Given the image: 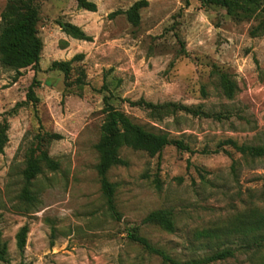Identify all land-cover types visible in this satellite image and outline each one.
<instances>
[{
	"label": "rangeland",
	"instance_id": "374dc122",
	"mask_svg": "<svg viewBox=\"0 0 264 264\" xmlns=\"http://www.w3.org/2000/svg\"><path fill=\"white\" fill-rule=\"evenodd\" d=\"M89 1L96 12L74 0H39V66L16 72L0 64V126H9L0 155V232L8 263L0 264H164L130 239L135 230L182 264H264V246L244 242L253 234L252 215L264 213V158L225 145L264 148V14L238 20L198 0H148L133 25L126 12L141 0ZM6 4L0 0V22ZM64 24L79 27L91 42L71 38ZM78 55L83 61L73 64L68 80L52 70L54 62ZM81 70L86 80L79 88ZM223 75L235 86L232 99L220 86ZM105 99L134 124L192 151L167 147L151 157L123 149L128 165L108 174L119 222L97 172ZM139 101L230 117L173 112L154 120L134 106ZM40 127L62 137L46 145L58 170L44 168L27 184L23 173ZM26 190L31 203L22 198ZM158 211L173 212V233L145 223ZM24 226L29 234L21 252L16 236ZM224 251L232 255L207 263Z\"/></svg>",
	"mask_w": 264,
	"mask_h": 264
},
{
	"label": "trees",
	"instance_id": "16d2710c",
	"mask_svg": "<svg viewBox=\"0 0 264 264\" xmlns=\"http://www.w3.org/2000/svg\"><path fill=\"white\" fill-rule=\"evenodd\" d=\"M81 9L89 12H96L97 6L89 0H74ZM199 2L224 8L228 15L235 19H251L259 18L264 14V4L262 0H198ZM148 7V0L137 2L126 15L133 25L140 23V11ZM39 0H7L6 7L1 14L0 22V64L7 69L20 72L29 68H37L41 61L43 52V42L39 37ZM63 32L75 40L91 42L79 27L72 24H64L61 26ZM84 56L78 55L71 61L54 62L52 70L62 72L68 80L74 72L73 64L83 61ZM79 78L77 86L82 88L85 85L86 73L84 70L78 71ZM220 86L224 95L228 99H232L235 93V86L225 75L221 77ZM33 88L29 91V96H33ZM106 120L101 127L99 142L95 149L99 156V164L97 167L103 195L106 199L108 210L112 219L120 221L121 217L117 211L115 203V188L109 182V172L119 166H127L128 163L121 157L123 149H130L137 152L147 153L151 157H161L163 151L167 147H175L182 152L192 153L190 147L183 141L172 140L167 134L155 133L147 130L145 127L134 124L124 113L116 111L105 99ZM134 106L149 111L150 116L154 120H162L164 117L173 112H185L195 117L222 120L229 118L227 114L212 115L202 110V107L189 108L182 105L165 104L154 105L145 101H139ZM9 126L7 122L0 126V155L4 153V149L9 142L8 138ZM62 137L58 134H51L40 131L35 137V145L30 150L27 158V167L23 173V177L27 184H31L43 169L57 171L58 164L50 157L46 145H50L53 141H59ZM225 145L231 146L237 153L252 158H264V148L239 146L233 141H227ZM218 149L214 154H219ZM201 176V175H200ZM203 177V176H202ZM22 198L25 202L31 203L33 197L29 190H26ZM249 226L252 231L251 236L246 235L245 243L254 245L257 249L264 246V213H256L252 215ZM174 214L172 211H158L150 214L145 223L155 225L162 230L173 233L175 224L173 222ZM138 231L130 233L129 237L134 242L143 246V248L151 255L158 256L164 264H182L172 258L165 251L154 247L147 239L141 237ZM29 234L28 226H24L16 236L17 248L23 252L26 247L27 237ZM0 232V262L8 263L7 246L1 241ZM230 251L221 252L207 260L208 262L220 261L230 257Z\"/></svg>",
	"mask_w": 264,
	"mask_h": 264
}]
</instances>
